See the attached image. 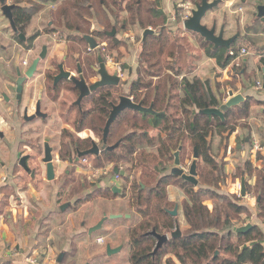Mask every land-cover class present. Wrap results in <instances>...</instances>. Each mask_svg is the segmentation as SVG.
I'll return each mask as SVG.
<instances>
[{"label": "trees", "instance_id": "trees-1", "mask_svg": "<svg viewBox=\"0 0 264 264\" xmlns=\"http://www.w3.org/2000/svg\"><path fill=\"white\" fill-rule=\"evenodd\" d=\"M8 1L15 6L14 21L19 33L24 35L33 18L44 10L45 6L59 2L56 10L50 9L52 26L57 25L76 33L77 35L68 36L67 41H79V45L87 46V51L89 46L83 39L86 35L115 42L116 45L109 50L108 46L105 48L113 52L123 43L116 38H109V30L118 27L121 29L123 26L124 30H128L130 26L143 31L149 28L156 30L141 46L140 61L146 68L147 77L158 78L160 82L154 86L153 82L146 83L139 76L132 84L129 95L135 103L152 108L153 113L130 110L122 112L112 124L107 138L108 145H115L119 141L120 145L114 151L104 149L99 157H94L96 163L102 167H125L123 170L127 175L123 180L129 184L130 203L139 216V221L128 230L130 264H264V232L260 227L256 225L245 233H236L233 230L239 227L243 216L247 219L252 216L247 206L242 203L245 198L241 195L223 196L217 191L209 190L194 192V187L187 192L188 202L183 207L188 231L183 232L179 239H171L154 254L158 240L150 233L156 231L157 234L165 235L177 229V217L168 213L167 188L171 185L170 179L181 182L183 180L168 175L159 179L158 176L165 171L174 151L182 148V139L186 138L193 144L203 161L214 164L209 155V140L212 136L217 135L224 140L229 139L238 129H252L249 124L252 114L251 98L230 109L225 114V120H222L203 115L202 111L207 106L220 107L228 96H217L209 82L195 76L183 77L180 82L174 81V77L180 76L175 66V58L177 53L185 48L179 42L185 39H180L173 33L172 27L166 26L168 17L164 12L163 0H37L39 4L30 0ZM201 1L190 0V3L196 5ZM26 2L30 7L22 6ZM178 22H181V17ZM94 23L102 29H94ZM158 25H162V28L158 29ZM57 33L58 29L49 31L51 35ZM41 35H33L28 44L20 39L19 42L31 51L34 49V42ZM235 44L236 42L228 53L225 48L210 50L212 45L204 40V49L209 58L216 60L221 68H226L238 56L239 51ZM102 53L104 54L103 51ZM183 56L185 55L179 54L178 63ZM67 58L70 59L69 54ZM80 58L81 55L77 54L76 63L81 64ZM95 62L98 60L95 59ZM88 63L92 68V64L89 61ZM260 65L264 70V58L260 60ZM235 69L240 70L239 67ZM163 71L173 77L167 76L161 80ZM234 81H237L236 78ZM117 88L110 86L99 89L82 102L81 108L77 107V133L92 130L103 144L104 130L115 103L112 99L113 92ZM175 89H179L181 97L173 93ZM217 90L220 92V85ZM176 98H179L178 104L171 105V101ZM86 104H90V107L85 108ZM150 130L157 131L158 134L152 136ZM75 137L74 134L68 135L69 142L62 149L61 160H70L74 155H78L79 151L91 149L93 146L92 140H79ZM261 145L264 146V143L261 142ZM149 148H156L155 153H148ZM140 168L143 169V177L150 182L145 183L140 179L130 182L132 173L137 174ZM237 173L239 176L236 178L246 179V195L253 191L256 193L257 200L259 199V216L263 218L264 167L255 168L251 161H247ZM252 178L256 180L255 185L248 182ZM113 196L111 188L103 191V198ZM208 201H213L216 205L214 203V207L210 208L206 204ZM169 249L178 263L172 259L165 260L168 254L165 251Z\"/></svg>", "mask_w": 264, "mask_h": 264}, {"label": "rangeland", "instance_id": "rangeland-1", "mask_svg": "<svg viewBox=\"0 0 264 264\" xmlns=\"http://www.w3.org/2000/svg\"><path fill=\"white\" fill-rule=\"evenodd\" d=\"M177 1L183 4H189L193 9L195 8V5L191 4L190 0ZM226 3L227 2L222 3L220 7L213 10L216 12L211 11L208 14L204 20V24H206L207 27L212 28L214 22H217L218 32L222 27H225V36L229 37L235 36L236 34H243L248 30V25L250 24H254V28L258 26L259 18L257 7L259 5H264V0H236L233 5H230V10L233 12L237 11L236 14L229 13V9L224 12L223 7ZM50 6H52V4H49V7ZM55 6L56 4L51 8L55 9ZM45 7L44 10L46 12H44V10L42 11L41 19H34L35 25H31L28 28L27 37L37 33L42 34L40 38L34 42V49L31 50V53L26 49L27 46L19 44V38L13 32L10 25H0V35L2 34L0 38V93L11 92L12 94V89H14L17 80V76L15 75L16 69L13 64L18 63L20 67H24V62L28 63L30 59L34 61L41 54L43 47H48V56L46 60L40 63L35 77L25 83L24 106L20 111V115L23 114V108L24 110L28 109L29 113L33 112L35 110L36 99L41 98L42 111L48 115V118L46 120L36 119L31 123L22 121L21 118V120L18 119L19 114H16V107L13 105L4 106L0 97V131L5 135L3 141H0V161L6 166L5 169L0 168V223L9 224L10 217L14 215L13 226H10L11 231L16 234L21 233V227H23V232H27V234L35 232L38 236L37 244L35 245V250H37V252L34 254L37 260H39L41 253H46L47 257L51 255V264H59L57 259L60 254L63 253L65 242H67L66 249L68 250V254L64 255L61 264H130L128 230L139 221V216L136 209H134L130 203L129 184L124 180L117 182V187L122 189V193L118 196L105 199L102 197L103 191L114 187V185L107 186V184L104 183L106 186H100L99 182L101 181L98 178L99 176H92L94 170L103 168L96 163V158H94V156L89 157L87 160L88 163H81L80 161L79 164H75V162L74 164H61L57 162L61 156L62 149H64V145L69 142V134H74L76 136L75 139L92 140L99 144V146L100 139L92 130H85L82 133L76 132L77 126L75 122L78 119V108L74 106V103L77 101L79 93L74 85L71 82H64L58 86L59 89L53 91V81L50 80L49 77L57 74L56 68L62 63L66 65V69L77 76V54L81 55L80 61L83 71L87 76L86 79L88 84L92 85L96 83L99 81L100 77L94 73V69L98 68V62H95V59H97L95 55L96 52H90L89 50L88 52L87 46L79 45V41H67L68 36L77 35L76 33L66 31L57 25H47V23L52 21V18L48 6ZM176 11L178 19L188 14L186 10L180 9L178 6L176 7ZM95 26L102 29L98 25H92L94 29ZM177 26V28H173V33L179 36L180 39H185L179 42L182 43L185 48L177 53L175 61L178 59L179 54H183L188 55L190 63L188 70L185 71L180 70L179 66L175 64L180 76L178 78L174 77V81L180 82L184 76L187 77L186 74H190V71H194L200 65L198 53L202 55V51L205 50V45L204 40L199 35L192 32H190L192 35L186 34L188 31L185 30L181 22ZM130 27L131 28L124 31H121L122 28L120 29V27L117 29L115 28L117 30L116 39L121 38L124 44L123 48L118 51L116 50L115 53L107 51L110 47L116 45L115 42L97 39L101 47H103L102 43H106V47L108 46V49L103 51V56L109 55L114 59L113 68H109V73L111 75L118 73L120 77L122 76L117 90L113 92L112 99L115 102L114 105L119 104L120 97L130 95V88H132L131 83L137 81L139 76L142 77L146 83L153 82L154 86L160 82L158 78L147 77L146 68L142 66L140 61L139 50H141V46L143 45L142 39L144 31L137 27ZM161 28L162 25H158V29ZM51 29H58L56 38L50 37L51 34H49V31H51ZM112 31L113 29L108 32L111 33ZM26 42H28V40ZM87 52L91 54L88 55ZM204 52L207 53L206 50ZM68 54L70 59L67 58ZM65 57L67 58L66 62H64ZM87 60L92 64V68L89 66ZM9 61L11 62L10 64ZM240 69H243L242 65H240ZM131 71L134 72L133 79L130 76ZM154 71L156 72L157 69H154ZM239 75V72L238 75H235L236 80H238ZM167 76L173 77L172 74L163 71L160 78L164 80ZM237 85L234 87L235 89H238ZM37 90H40L44 95L40 97L38 93H36ZM173 93L179 95V97L182 95L179 89H175ZM221 95H223L224 98H226L225 96L229 97V92L224 90ZM178 102L179 98H176L171 101V105H176ZM87 107H90V104H86L85 108ZM259 111H261L260 108H258L255 113L254 111L252 112L249 123H255L252 120L258 115ZM260 128L261 127H254V129L251 130L240 129L242 134L237 135L238 133H234L237 136L235 143L237 142L239 145H244L245 140L243 137L245 135L248 137L255 136L260 143L263 142L258 135ZM150 132L152 136L158 134L157 131L150 130ZM46 140H49L50 146L54 151L53 157L56 166V180L52 182L46 180V165L42 160L44 158V145ZM182 140L180 146L182 147L180 153V168L185 174H189L191 164L194 160L195 147L188 139L184 138ZM209 141V155L214 164H208L206 161L199 158L198 186L195 187L190 184H185L180 180H169L171 185L167 188V206L169 211H174L178 206L179 214L177 220L180 223L182 233L188 231V226L183 214V207L186 202H188L187 192L190 191L192 187H194V192L209 190L217 191L221 195H226L228 197L230 195H241V179L236 178V176H239V173L234 175L229 172L228 174L226 167L234 164L236 167L238 166V169H242L244 166L245 160L242 161L240 156L236 153L238 151L236 144L234 142L231 143L230 139L221 140L219 137L217 138V142L213 141V138H210ZM262 147L263 152L264 146ZM156 148H149L150 150L148 153H155L154 149ZM179 149L180 148L174 151L172 160L166 164L165 171L158 176L159 179L163 175L171 173V170L175 167V154ZM217 150H219V153L215 156ZM229 151L233 155V161L226 162L225 159L222 158V155L224 153L227 154ZM246 151L252 153V146L250 148L247 146ZM22 155L30 156L31 161L28 166L31 170L37 169L38 171L36 179L33 181L30 175L22 171L20 166L16 168L14 166L18 160L17 158ZM72 159L75 161L77 155H74ZM88 164L91 166L89 167ZM137 172V174L132 173L130 182L137 179L144 180L145 183L150 182L143 177L142 168L138 169ZM12 173L19 174L17 177L19 179L18 181L15 178H11ZM125 175H127L126 172ZM4 177L11 178V186L3 190L1 187H3L2 179ZM234 184L236 193L231 194L229 191L232 190ZM249 195L256 200L257 203L258 197L256 193L253 191ZM36 201L48 203L49 208L52 206L56 207L55 209L57 212L55 214L47 213L45 215H40L39 210L36 208ZM65 203H70V206L64 210L65 215H62L59 206ZM214 203L213 201H208L206 204L212 208L214 207ZM242 203L244 204V200ZM218 205H221V203H218ZM9 207H15L14 210H16V212L8 211ZM17 209L24 212L30 210V213L28 215L25 213L22 215V212L20 210L17 211ZM117 216H122V218H113ZM34 217L38 218V223L34 222ZM105 217L107 220L103 228L99 232L89 236L88 230L91 228V225L98 220V222H100V220ZM24 221L28 222L26 225L22 226L21 224ZM253 221L254 218L252 216L249 219L243 216L237 228L253 224ZM14 227L19 229L15 231ZM167 234L170 236L171 233ZM98 238H103L104 243H97ZM107 245H111L112 248L122 247V250L120 253L109 256L106 252ZM16 248V250H19L20 246ZM165 253H168L165 260L172 259L178 263L173 253H171V249L165 251Z\"/></svg>", "mask_w": 264, "mask_h": 264}, {"label": "crops", "instance_id": "crops-1", "mask_svg": "<svg viewBox=\"0 0 264 264\" xmlns=\"http://www.w3.org/2000/svg\"><path fill=\"white\" fill-rule=\"evenodd\" d=\"M31 1H32V3L39 4V2L37 0H31ZM235 1L236 0H229L226 3V5H224V7H223L224 12H226V10L229 9V13L236 14L237 11L233 12L232 10H230V7H231L230 5H233ZM242 1H244V0H242ZM7 3L11 4V1H8ZM51 4H52V6L56 4V6H55L56 8L53 9V8H51L52 6L49 7V4H48V10L49 11H50V9L56 10L58 8L59 2L50 3V5ZM22 6L30 7V4L26 2ZM177 6H178V8L184 9L187 12H188V9L190 8L189 4H183L182 2H179L177 0H163L164 12L168 17L166 26L172 27V25H175L174 27H172V29L177 28L178 27L177 25H179V23H180V22H176V23L172 24L170 22L171 15L174 13L175 14L177 13V11H176ZM42 11L33 18L32 22L29 26L35 25L34 19H38V20L41 19ZM44 12H46V11L44 10ZM213 12H216V11H213ZM0 25H10L9 20L4 16V14L2 12L1 4H0ZM47 25H52V21L47 23ZM94 25H98V24L94 23ZM248 26H249L248 30H246V32L241 34V36L239 37V39L236 41V44H235L236 48L239 51L238 55H239L240 51L243 49H246V51L248 52V55H246L240 61L242 64L239 63V68H240V65H242L243 69H240V70L235 69L236 67H235L233 62L228 67L221 68L217 64L216 60L209 58L207 53L204 52L205 50L203 48L202 49L200 48L201 50H204V51H202V55L200 53H198L199 54L198 59H200V65L194 71H190V74L188 73L186 75H187V77H194L195 76V77H198L199 79H201L202 81L209 82L210 86L212 87L213 91L215 92V94L217 96H220L222 94V92L224 90H226L227 92L234 91L235 95H242L245 98V101L248 98H251L252 99V112L254 111V113H255L258 108H260L261 111H259L258 115L253 118L252 121L255 123L254 124L249 123V124L251 125L252 129H254V127H261L259 129L258 135L261 137V139L264 143V128H263V125H264V87H263V90H257L256 89V82L257 81L263 82V80H264V70L262 69V67L260 65V60L262 58H264V21L261 19V21H259L258 26L255 28L253 27V26H255L254 24H250ZM28 28L26 30L27 33H28ZM95 29H99V28L95 26ZM121 31H124V29H121ZM27 33H26V35H27ZM186 34L192 35L189 31L186 32ZM1 36H2V34L0 35V38H1ZM32 36H29V37L26 36L27 40L29 41V39ZM53 36L50 35V37L56 38V34ZM230 37H233V36H229L226 38L228 39ZM117 40L120 42H123L121 38H118ZM19 44L22 45L20 42H19ZM25 44H28V43L26 42ZM34 45H35V43H34ZM102 45H103V47H101V50L104 47L106 48V43H102ZM123 46H124V44L119 49L121 50V48H123ZM213 49H214V47L211 46L210 50H213ZM113 52L115 53L116 50ZM30 53H31V51H30ZM189 57H190V55H189ZM32 61L33 60H31V59L28 60V62L30 64ZM10 63L11 62L9 61V64ZM175 64H177L179 66L180 70H182V71L188 70V66L190 64L188 55L183 56V58L181 59V61H179V63H178V59H176ZM13 65L15 66V69H17V67H20L18 63L13 64ZM20 68L22 69V71H24V73L28 69V67H22V66ZM110 68H113L112 65ZM238 71H240V75L238 76V80L235 82L234 78H236L235 75ZM15 72H16V70H15ZM130 76L133 79L134 78V72L131 71ZM184 77H186V76H184ZM133 83H134V81L131 83V86ZM263 84H264V82H263ZM219 85L221 86L220 92H218V90H217V87ZM236 85H237L238 89L234 88ZM228 100H229V97H227L224 100V103H226ZM235 134L239 135L242 133H241L240 129H238ZM235 134H233L229 138L231 140V143H233V142L235 143V141L237 139V136ZM218 137L219 136L214 135L211 138H213V141L217 142ZM253 137H255V136H253ZM247 138L250 139L249 143L247 142ZM243 139L245 140L244 145H239V143H237V142L235 143L237 146V150H238L236 152L238 154V156H240L242 161L245 160L244 161L245 163L247 161H251L255 168H263L264 167V151L261 153H257V154L253 153V152L248 153L246 151V149H247V146L249 148L251 147L252 137H248L247 135H245L243 137ZM218 153H219V150H217V153H215V156H217ZM232 157H233V155L230 151L227 152V154L224 153L222 155V158H224L226 162L233 161ZM245 163H244V165H245ZM226 167L228 170V174L230 172V174L235 175L238 171V168H237L238 166L236 167L234 164L228 165ZM105 179H107V180H105ZM241 180H240V185H241ZM255 181H256L255 178L248 180V182L251 185H255ZM99 183H100L99 184L100 186H104L105 185L104 183H106L107 186L114 185V187H117V185H118V183L116 181H114L113 179H111V177H108V178L106 177V178L102 179L101 182H99ZM236 184H237V182H236ZM7 188L1 187V189H3V190L7 189ZM229 192L231 194L236 193L235 192V184H234V186H232V190ZM3 196H4V194H3ZM114 196H118V195H114ZM36 202H37L36 208L39 210L40 215H43V214L45 215L47 213L55 214L57 212L55 209L56 207L52 206L51 208H49L48 203L46 204L43 202H38V201H36ZM66 204H70V203L61 204L59 206V209H60L62 215H65V213H64V211L61 210V207L63 205H66ZM244 204L247 206L252 217L254 218L253 224L260 227V229L264 232V217L260 218V216H259L260 211L258 209V203H256V200H254L250 195H248L244 199ZM14 209H15V207L14 208L9 207L8 211L16 212V210H14ZM19 210L20 209H17V211H19ZM21 212H22L21 213L22 215L24 213L28 215L30 213V210H28L27 212H24V211H21ZM13 217H14V215L12 217H10V223L9 224L3 223V222L0 223V264L6 263V262H10L12 264H30V262H29L30 259H36L34 254L37 252V250H35V245L37 244L38 236L35 232H30L28 234H27V232H23V227H21V229H22L21 233L16 234L15 232L11 231L10 226L11 225L13 226V222H14ZM33 220L35 223H38L37 217H34ZM98 221L95 222L94 224H92L91 227H94V225L98 224L99 223ZM27 222L28 221H24L21 225L22 226L26 225ZM18 229L19 228L14 227L15 231H17ZM66 243L67 242H65L63 253H61L64 255L68 254V250L66 249V245H67ZM97 243H98V241H97ZM17 246H20L19 250H16ZM59 257H58V259H59ZM58 259H57V262H58ZM38 261L42 264H51V255L49 257H47L46 253H41ZM61 263L62 262H60L59 264H61Z\"/></svg>", "mask_w": 264, "mask_h": 264}, {"label": "water", "instance_id": "water-1", "mask_svg": "<svg viewBox=\"0 0 264 264\" xmlns=\"http://www.w3.org/2000/svg\"><path fill=\"white\" fill-rule=\"evenodd\" d=\"M7 0H0V4L2 6V12L4 16L9 20L11 28L15 34H18L19 31L16 27L15 21H14V15H13V10L15 8L14 5L8 4L6 2ZM229 0H202L201 3H198L195 5V8L191 11L190 16L184 21L183 25L186 31L192 32L194 34L199 35L202 39H204L207 43L211 44L214 49H219V48H225L227 52L229 53L232 45L239 39L241 36L240 34H236L235 36L231 38H226L225 36V27H222L220 31L218 32V27H217V22H214L213 27L209 28L204 24L205 18L208 16V14L213 11L214 9L218 8L222 3L228 2ZM258 11V18H261L264 21V5H259L257 7ZM155 33L154 30L152 29H147L143 33V39H142V44L145 43L147 37L149 35H153ZM117 30L113 29L111 33H108V37L114 38L116 37ZM19 38L26 42L27 38L26 35L20 33ZM83 39L86 41V43L89 46L90 51H94L97 54V59H98V68L94 69V72L100 77L99 81L96 83L89 85L84 78L83 75V70L82 67L79 65L78 66V75L79 77H76L73 73L71 72H66L64 68V64H61L59 69H60V75L56 77V83L67 79L70 80L75 88L80 92V97L78 101L76 102L77 106H81V103L84 99L90 97L94 92L98 91L100 88L104 87H110V86H119L121 82V77L119 76L118 73H115L114 75H111L108 71L107 63L103 57V54L100 50L101 45L98 43L97 39L94 38L93 36L86 35L83 37ZM48 56V47L44 46L42 49V52L40 56L35 59L32 63V65L29 67V69L24 73H22L21 69H18V91L22 92L24 84L29 80L32 79L39 67V64L41 61L45 60ZM264 82V80H263ZM245 102V98L242 95H235L233 91L229 92V100L222 104L218 108H210L207 106L203 111L202 114L209 116V117H218L221 118L222 120H225V114L232 108H235ZM134 111L138 113H153L152 108H146L144 107L141 103H135L132 98L129 96H122L120 97V102L118 105H112V110L110 117L107 121L105 130H104V143L105 145L107 144V138L108 134L110 131V128L112 124L116 121L117 117L124 111ZM38 112H40V108L38 107ZM39 114V113H38ZM39 116V115H38ZM250 139L247 138V142L249 143ZM120 145V142L114 145L113 147L108 148V151H114L118 148ZM45 158H44V163L47 165V180L49 182H52L56 179V166H55V159L53 157V149L50 147V144L48 141L45 144ZM182 148L179 149V151L175 154L176 161H175V167L172 170V175L179 177L183 179L186 182H190L193 186H198L199 182L197 180L198 177V160L200 158V155L198 153V150L195 148L194 149V160L191 165V169L189 171V174H185L184 171L180 168L181 167V162H180V151ZM101 154L100 147L96 142L93 141V146L90 150L85 151V152H80L78 154V157L75 161L72 162H79L82 158L85 157H99ZM27 158L24 157L22 159V164L24 165L25 170L29 173L30 169L29 167L25 164ZM58 162V160H57ZM114 173L116 175H120L122 177L125 176L124 171H120L119 168L114 169ZM112 192L114 195H120L122 193V190L118 187H112L111 188ZM241 196L243 198H246V179L245 177L242 178L241 180ZM257 203H259V199L257 200ZM70 204L63 205L61 207V210L64 211L67 207H69ZM170 215L173 217H178V206L174 211H168ZM113 218H122V216H117ZM107 218L105 217L102 219L96 226L91 227L88 231V235L92 236L93 234L99 232L105 223ZM255 224H248L244 227L240 228H234V232L236 233H245L249 230H251ZM150 235L154 236L157 238L158 243L156 246V249L154 251V254H156L160 249L163 248L165 244H167L171 239H179L182 237V231L180 227L179 221H177V229L176 231L172 232L170 236L168 234L165 235H160L157 234L156 231H153L150 233ZM122 250V247L119 248H112L111 245L106 246V252L109 256H112L114 254L120 253ZM64 257V254H61L58 262H62V259Z\"/></svg>", "mask_w": 264, "mask_h": 264}, {"label": "flooded vegetation", "instance_id": "flooded-vegetation-1", "mask_svg": "<svg viewBox=\"0 0 264 264\" xmlns=\"http://www.w3.org/2000/svg\"><path fill=\"white\" fill-rule=\"evenodd\" d=\"M195 7V6H194ZM193 10V8H191V6H190V8L188 9V13L189 14H191V11ZM11 26V25H10ZM122 29H124V26L122 27ZM108 33L109 32H107V36H108ZM19 34L20 33H18V34H16L17 36H18V38H19ZM40 38V37H39ZM38 38V39H39ZM110 38V37H109ZM114 38H116V37H114ZM231 38V37H230ZM20 39V38H19ZM21 40V39H20ZM30 40V39H29ZM22 41V40H21ZM29 42V41H28ZM27 42V43H28ZM100 44V43H99ZM101 45V44H100ZM101 50V49H100ZM101 52H102V50H101ZM103 54V53H102ZM40 56V55H39ZM96 56H97V54H96ZM104 57V56H103ZM37 59V58H36ZM66 59L67 58H65L64 59V62H66ZM104 59H105V57H104ZM46 60V59H45ZM45 60H43V61H45ZM98 60V59H97ZM42 62V61H41ZM40 62V63H41ZM27 63V62H26ZM32 63L33 62H31V64L28 62L27 63V65L25 66V62H24V67H28V69H29V67L32 65ZM62 64H64V63H62ZM40 65V64H39ZM61 65V64H60ZM60 65H58L57 66V74L56 75H51V77H49V79L50 80H52L53 81V91H56L57 89H59V87L58 86H60L62 83H64V82H71L70 80H67V79H64V80H61V81H59V82H57L56 83V77L58 76V75H60V69H59V67H60ZM81 66L82 67V65L80 64V62H78L77 63V70H76V74H77V76L76 77H79V75H78V66ZM107 67H108V70H109V68L111 67L110 65H108L107 64ZM64 68H65V71L66 72H71L70 70H68V69H66V65L64 64ZM18 69H21L20 67H17V69H16V72H15V75L17 76V80H16V85L14 86V89H12V94H11V92L10 93H7V92H2V93H0V97H1V99H2V103H3V105L4 106H9V105H13V106H15L16 107V109H15V111H16V114H19L18 115V119H22V121H25V122H28V123H31V122H34L36 119H40V120H46L47 118H48V115L46 114V113H44L43 111H42V103H41V98H38V99H36V101H35V110L33 111V112H31V113H29V110L28 109H25L24 110V108H23V114L22 115H20V111H21V109H22V107L24 106V96H25V94H24V86H25V84H24V86H23V89H22V92H19L18 91V85H17V81H18ZM27 69V70H28ZM26 70V71H27ZM82 70H83V68H82ZM21 71H22V69H21ZM25 71V72H26ZM38 71V70H37ZM22 73H23V75H24V71H22ZM37 73V72H36ZM71 73H73V72H71ZM95 73V72H94ZM96 74V73H95ZM36 75V74H35ZM83 75H84V78L86 79L87 78V76H86V74L84 73V71H83ZM97 75V74H96ZM35 77V76H34ZM33 77V78H34ZM122 77V76H121ZM32 78V79H33ZM30 80V79H29ZM86 81H87V79H86ZM72 83V82H71ZM87 83H88V81H87ZM73 84V83H72ZM75 87V86H74ZM113 87H115V86H113ZM116 87H118V86H116ZM76 89V88H75ZM100 89H103V88H100ZM77 90V89H76ZM99 90V89H98ZM78 91V90H77ZM36 93H38V95L41 97V95L43 96L44 95V93L42 94V92L40 91V90H37V92ZM78 93H79V96H78V99H79V97H80V92L78 91ZM46 96V95H45ZM43 98V97H42ZM78 99H77V101H78ZM85 100V99H84ZM83 100V101H84ZM76 101V102H77ZM82 101V102H83ZM76 102L74 103V106H76V107H78V108H81V106H77L76 105ZM81 105H82V103H81ZM114 105V104H113ZM38 107L40 108V112H38ZM39 113V114H38ZM39 115V116H38ZM20 119V120H21ZM5 138V135H4V133L3 132H1L0 131V141H3V139ZM48 141V143H49V140H46V142ZM46 142H45V144H46ZM93 142V141H92ZM120 142V141H119ZM118 142V143H119ZM121 143V142H120ZM50 144V143H49ZM117 144V143H116ZM115 144V145H116ZM98 146H99V144H98ZM114 145H108V144H106L105 145V143H104V139H103V144H101L100 143V150H101V154H102V152H103V150L104 149H106V150H108V148H110V147H113ZM51 147V146H50ZM52 148V147H51ZM92 148V147H91ZM195 149V148H194ZM88 150H90V149H88ZM88 150H85V151H88ZM85 151H79V153L80 152H85ZM182 151V150H181ZM181 151H180V153H181ZM45 152H46V149H45V145H44V158H45ZM62 152V151H61ZM53 153H54V151H53ZM78 153V154H79ZM199 153V152H198ZM100 154V155H101ZM200 155V154H199ZM24 157H26L27 158V160H26V162H25V164L28 166V164L30 163V161H31V158H30V156H27V155H22L21 157H19V158H17L18 160L16 161V163L14 164V166H15V168L16 167H18V166H20L21 167V169H22V171L23 172H26V174L27 175H30V177H31V179H32V181L33 180H35L36 179V176H37V169H34V170H31L30 169V167H29V169H30V172L28 173L26 170H25V168H24V163L22 164V159L24 158ZM77 157H78V155H77ZM44 158L42 159L43 161H44ZM201 158V157H200ZM89 159V157H85V158H82L80 161H81V163L84 161V160H88ZM73 161V159H70V160H61L60 158H59V160H58V163H61V164H66V163H69V164H74V162H72ZM79 161V162H80ZM175 161H176V157H175ZM79 162H77V163H75V164H79ZM44 163V162H43ZM45 164V163H44ZM46 165V164H45ZM192 165V164H191ZM47 166V165H46ZM0 168L1 169H5L6 168V166H5V164L2 162V161H0ZM115 168H117V167H115L114 166V169ZM114 169H113V171H114ZM174 169V168H173ZM172 169V170H173ZM172 170H171V173L170 174H168V176H174V175H172ZM198 170V169H197ZM187 175V174H186ZM19 176V174H15V173H12V177L11 178H15L17 181L19 180L17 177ZM126 176V175H125ZM124 176V177H125ZM174 177H176V176H174ZM11 178H9V177H4L3 179H2V182H3V184H2V186H3V188H7V187H9V186H11V183H10V179ZM179 178V177H178ZM181 179V178H180ZM46 180H47V167H46ZM56 180V179H55ZM183 180V179H182ZM48 181V180H47ZM49 182V181H48ZM183 182H185L186 184H190V185H192L190 182H186V181H184L183 180ZM193 186V185H192ZM122 190V189H121Z\"/></svg>", "mask_w": 264, "mask_h": 264}, {"label": "built area", "instance_id": "built-area-1", "mask_svg": "<svg viewBox=\"0 0 264 264\" xmlns=\"http://www.w3.org/2000/svg\"><path fill=\"white\" fill-rule=\"evenodd\" d=\"M190 16V14L188 13L187 15H185L184 17L183 16H181V24L183 25V23H184V21L188 18ZM170 22L173 24V23H176V22H178V15L177 14H172L171 15V18H170ZM175 25H172V27H174ZM183 27H184V25H183ZM101 49V48H100ZM102 51H105V47L104 48H102ZM246 55H248V52L246 51V49H243V50H241L240 51V53H239V55L237 56V58L233 61V63H234V65H235V67H239V63H240V61L246 56ZM105 61H106V63L107 64H109V65H114V59H113V57L112 56H109V55H107V56H105ZM27 65V63L25 62V66ZM263 87H264V84H263V82H256V89L257 90H263ZM251 146H252V148H253V153H260V152H262V150H263V147H262V145H261V143H260V141L256 138V137H252V139H251ZM83 162H85V163H88V161L87 160H84ZM88 166L90 167L91 165L90 164H88ZM113 169H114V166L113 165H111V166H106V167H103V168H101V169H96V170H94V169H92V170H94V173L92 174V176L93 177H97V176H99L98 178L100 179V181L102 180V179H104V178H108V177H111V179H113L114 181H116V182H119V181H123V178L124 177H122V176H120V175H116L115 173H114V171H113ZM120 169V171H124L123 170V167H121V168H119ZM91 170V171H92ZM90 171V172H91ZM89 172V173H90ZM125 172V171H124ZM98 243H100V244H103L104 243V239H102V238H99L98 240ZM29 262H30V264H39L40 262L38 261V260H35V259H30L29 260Z\"/></svg>", "mask_w": 264, "mask_h": 264}]
</instances>
